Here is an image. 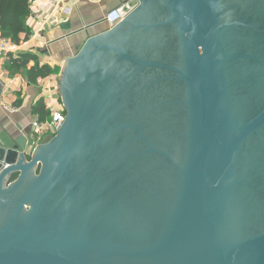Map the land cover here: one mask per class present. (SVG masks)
<instances>
[{
	"label": "water",
	"instance_id": "1",
	"mask_svg": "<svg viewBox=\"0 0 264 264\" xmlns=\"http://www.w3.org/2000/svg\"><path fill=\"white\" fill-rule=\"evenodd\" d=\"M120 13L121 23L64 63L59 88L67 117L57 135L31 158L25 135L13 147L0 142V264H264V201L244 198L252 186L240 170L250 141L264 151V64L260 76L241 64L253 54H229L238 26L224 23V0H128ZM144 17L155 19L150 29H172L179 67L116 45L122 29ZM109 50L134 64V78L158 68L166 75L155 81L180 86L173 104L183 113L179 159L174 145L155 146L138 123L113 122L125 100L117 81L124 85L128 72L101 87L92 82L97 58ZM252 75L260 94L245 96ZM145 91H135V108ZM127 131L136 147H146L138 157L164 156L171 168L163 170L175 175L149 178L150 165L138 169L126 153L98 150L120 147ZM260 183L262 191L264 174Z\"/></svg>",
	"mask_w": 264,
	"mask_h": 264
},
{
	"label": "flooded vegetation",
	"instance_id": "2",
	"mask_svg": "<svg viewBox=\"0 0 264 264\" xmlns=\"http://www.w3.org/2000/svg\"><path fill=\"white\" fill-rule=\"evenodd\" d=\"M160 17H163V12L160 14ZM223 21L224 23H232L238 26L232 29L231 39H233V42L229 43L227 47L229 54H253L255 57L253 60L245 58L241 64L247 65V70L254 67L256 69L254 72L261 76L257 70L262 71L259 66H263L264 64V0H224ZM154 22L155 19L152 17L134 19L133 23L136 27L132 25L123 28L122 32H124V36L121 37L122 40L119 39V42H116V45H120L123 48L127 47L131 51L129 52L131 54H160V58L168 61L169 65L179 67L180 58L178 51H176L178 42L176 39L174 40V32L170 27L148 28V26L155 24ZM237 63L235 64L236 66ZM133 65L132 62L123 60L117 52L109 50L97 58L92 74V82L97 87H101L104 85L102 80L108 78L110 75L116 80L113 74L123 71L128 72L127 78L123 79L125 80L124 85L122 82L117 81L119 82V87L122 86L124 89L122 94L125 100H122V106L115 109L117 119L113 122L138 123L144 129L145 136L156 143L155 146H162L164 150H167L166 147H168L167 144L169 142L171 147L174 145L175 151L173 155L179 159V156L183 154V140L179 136L183 131V113L180 105L174 106L173 104L182 98L180 86L177 83L175 85L174 83L171 84L165 81L162 83L155 81V77L160 78L161 75H166V71L158 68L150 67L144 70V73L138 79L134 78L135 69ZM252 76L250 77L252 81L249 84H245L243 92L245 96L249 93L260 94V90L256 88V81L259 79L256 75ZM114 85L116 86L117 84ZM140 89L146 91L143 95L139 96L141 101H138L139 106L135 108V91H139ZM168 97L169 99H167ZM245 102V100H240L242 108H244ZM174 108L176 109L174 110ZM127 133V137H124L125 143L120 147L113 148L103 144L98 147V150L103 151V153L113 152L117 156H119L120 152L122 155L126 153L128 164L136 166L138 169L146 168L147 165H150L151 168H147L149 172L147 177L149 178H156L166 174L175 175L176 171L173 168V170H163L171 168L169 160L164 156L155 154L149 158L146 155L142 158L138 157L140 152L146 147H136L135 142L138 140L135 138L134 132L127 131ZM262 139L264 142V132L262 133ZM117 143H119L118 140ZM103 163L106 166L111 164L108 158H103ZM132 169L134 171V167ZM240 170L242 181L252 186L246 188L243 195L244 198L251 199L258 197L256 198L257 200L264 201V189L260 191L259 187L262 184L260 181H262L264 174V151L258 140L253 139L246 146ZM40 171L41 166L36 172L37 175L40 174ZM252 188L255 189L252 190ZM250 192L256 194H250Z\"/></svg>",
	"mask_w": 264,
	"mask_h": 264
},
{
	"label": "crops",
	"instance_id": "3",
	"mask_svg": "<svg viewBox=\"0 0 264 264\" xmlns=\"http://www.w3.org/2000/svg\"><path fill=\"white\" fill-rule=\"evenodd\" d=\"M127 1L79 0L70 15L53 14L44 0H35L31 4V15L26 23L31 36L19 45L13 44L14 51L4 59L0 74V142L3 146L13 147L18 137H28L33 133L32 123L40 120L33 109L40 100L44 101L47 109L50 104L57 111L62 109L59 75L64 63L76 56L89 38L112 30L107 16ZM66 24H69L68 28H64ZM26 54L37 58L36 62H30L28 70L38 63L40 67L47 65L59 69V75L31 83L27 69L11 71L6 67L11 56L18 59ZM7 108L17 111L11 113Z\"/></svg>",
	"mask_w": 264,
	"mask_h": 264
},
{
	"label": "trees",
	"instance_id": "4",
	"mask_svg": "<svg viewBox=\"0 0 264 264\" xmlns=\"http://www.w3.org/2000/svg\"><path fill=\"white\" fill-rule=\"evenodd\" d=\"M35 0H0V33L1 37L10 40L13 44L19 45L26 41L31 32L26 23L31 15V4ZM23 37V38H22ZM37 61L32 54L21 55L18 59L10 57L9 70L27 69V76L31 83H36L38 79H45L52 75H59L60 70L50 66L40 67L38 63L28 70L30 62ZM33 113L38 115L40 122L44 123L52 120L51 112L47 109L43 100H40L34 107ZM18 177L15 175L13 181Z\"/></svg>",
	"mask_w": 264,
	"mask_h": 264
},
{
	"label": "built area",
	"instance_id": "5",
	"mask_svg": "<svg viewBox=\"0 0 264 264\" xmlns=\"http://www.w3.org/2000/svg\"><path fill=\"white\" fill-rule=\"evenodd\" d=\"M45 6L52 9L53 14H67L70 15L73 7L77 4L79 0H44ZM125 16L120 13V8L113 11L107 16V22L109 24L121 23L124 20ZM14 51L13 43L5 38H2L0 35V74L3 71V62L10 53ZM11 113L17 111V109L7 108ZM48 110L51 112L52 120H48L44 123L40 120H36L32 123L33 133L26 137V156L31 158L34 151L37 147L44 143L45 136L54 137L62 128L65 120V110L64 108L60 111H57L51 104L48 106Z\"/></svg>",
	"mask_w": 264,
	"mask_h": 264
},
{
	"label": "rangeland",
	"instance_id": "6",
	"mask_svg": "<svg viewBox=\"0 0 264 264\" xmlns=\"http://www.w3.org/2000/svg\"><path fill=\"white\" fill-rule=\"evenodd\" d=\"M59 93H60V88H59ZM59 103H60L61 108L63 109L64 106H63V102H62L61 95H60V98H59ZM64 110H65V108H64ZM65 115L67 116L66 111H65ZM54 137H55V136H54ZM54 137L45 136V138H44L45 141H44L43 144H47V143H49Z\"/></svg>",
	"mask_w": 264,
	"mask_h": 264
}]
</instances>
